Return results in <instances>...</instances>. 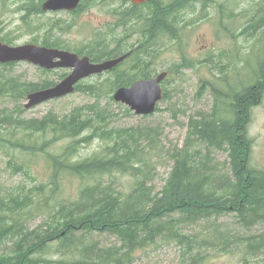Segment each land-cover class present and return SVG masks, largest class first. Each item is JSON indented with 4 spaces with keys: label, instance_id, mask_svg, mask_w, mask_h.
Listing matches in <instances>:
<instances>
[{
    "label": "trees",
    "instance_id": "1",
    "mask_svg": "<svg viewBox=\"0 0 264 264\" xmlns=\"http://www.w3.org/2000/svg\"><path fill=\"white\" fill-rule=\"evenodd\" d=\"M120 1L122 5L112 9L115 29L96 34L81 48L72 50L47 37L33 42L86 56L93 63L128 53L122 64L104 74L109 76L104 82L76 86L75 92L97 100L105 97L113 101L117 89L154 77L156 47L166 38L174 40L185 12H208L213 2L150 0L136 6ZM88 2L90 6L95 3L83 0L71 13L79 12ZM22 9L26 11L23 20L42 13L40 5ZM215 9L223 19L228 17L224 5ZM260 27H264L262 4L244 30ZM118 29L119 36L114 33ZM130 39H135L134 43L130 44ZM0 42L11 44L7 37ZM14 65H0V69L9 71ZM253 79L255 84L241 92L234 88L228 94L215 91L211 113L189 118L185 141L180 149L170 150L171 171L162 189L155 192L150 152L146 150L155 145L157 133L141 127L109 128L114 116L98 102L74 108L62 117L51 112L41 119L20 118L14 111L23 113L21 101L55 82H22L0 71V97L16 106L12 112L0 110V149L11 152L8 165L13 173L33 182L32 186L18 184L6 194L0 191V264H123L136 249L163 241L183 249L181 264H198L204 259L203 252L224 251L232 242L220 237L197 239L184 234L182 227L229 215L246 229L264 226V170L251 166L252 140L247 133L250 111L264 92V76ZM163 94L164 99V90ZM125 112L130 113L128 109ZM63 140L66 145L53 150ZM95 140L105 143L102 151L80 159L79 150ZM216 153L227 157L224 171ZM41 158L47 166L43 181L32 177L28 168L32 160ZM114 174L132 178L129 193L118 191L113 182L107 185L105 179ZM71 181L79 182L76 196L64 197V186ZM97 235L114 237L120 246L102 247L94 239ZM237 243L246 247V258L264 256V234L238 238Z\"/></svg>",
    "mask_w": 264,
    "mask_h": 264
},
{
    "label": "rangeland",
    "instance_id": "2",
    "mask_svg": "<svg viewBox=\"0 0 264 264\" xmlns=\"http://www.w3.org/2000/svg\"><path fill=\"white\" fill-rule=\"evenodd\" d=\"M44 1L0 0V38L7 37L11 41L9 46H21L35 45L33 42L39 43L47 37L60 41L63 46L72 50L78 49L87 45L96 34L104 35L109 32L108 29H115L113 25L116 19L113 17L112 9L122 5L120 0H93L94 5L90 6L88 2L77 13L42 12L23 20L26 16V11L22 9L24 6L39 7ZM220 4L225 6L224 14H228L225 19L222 13H218L215 9ZM261 4L264 7V0H213L208 12L200 14L199 11L185 12L183 17L185 23H178L179 33L174 40L169 38L162 40L154 52L155 76L161 72H167L168 76L162 83L166 95L158 105L157 111L151 116L138 117L124 105L116 104L105 97L97 100L96 96L80 92H74L67 97L43 103L29 110L24 109L26 103L24 99L20 103L21 109L24 110L21 115L14 111L16 106L10 100L0 97V110L14 111L16 116L30 120L41 119L51 112L62 117L74 108H85L98 102L100 107L106 108L114 116L109 128L117 130L141 127L157 133L155 145L146 152H150L148 158L151 160L153 174L151 186L155 192H159L171 171L169 152L174 148L182 147L187 136L189 118L198 113H211L216 103L213 96L215 91L226 94L234 88L235 91L241 92L243 88L255 84L254 76H264V27L255 31L244 30ZM114 33L119 36L121 31L118 29ZM130 40V44L135 41V39ZM218 53L224 54L227 59L218 63L216 59ZM0 71L22 82H40L48 79L55 84L70 73V70L62 69L45 74L42 69L28 63H16L9 68V71L2 69ZM108 77L107 74L92 76L81 84L99 85ZM126 109L130 113H126ZM247 133L252 140L251 166L264 170V92L258 104L250 111ZM66 143L64 140L58 142L53 150H61ZM145 145L147 146V143H143L144 147ZM104 147L103 141L95 140L83 146L79 150L78 157L85 159L94 153H100ZM10 157L11 152L7 148L0 149L2 194L10 192L21 183L33 185L30 180L24 181L20 174L13 173L8 165L11 162ZM226 158L224 153L215 154L221 171L225 169ZM46 167L45 161L41 158L38 161L32 160L28 168L32 177L43 181L46 178ZM105 182L115 183L116 189L124 194L131 191L133 184L131 177L120 174L107 177ZM78 185V181L66 182L64 197H75ZM35 224L36 221L33 225ZM181 229L184 234L195 236L197 239L210 241L220 237V240L224 238L232 242L224 251L217 248L203 252L204 259L198 264H264L263 255L248 256L247 259L246 247H243V243H237L238 238L245 239L264 234V226L260 224L246 229L237 223L234 216L229 215L215 220H204ZM94 239L102 247L120 246L114 237L107 235H97ZM182 254L183 249L180 246L163 241L136 249L131 254V258L123 264H181Z\"/></svg>",
    "mask_w": 264,
    "mask_h": 264
},
{
    "label": "water",
    "instance_id": "3",
    "mask_svg": "<svg viewBox=\"0 0 264 264\" xmlns=\"http://www.w3.org/2000/svg\"><path fill=\"white\" fill-rule=\"evenodd\" d=\"M83 0H45L41 4L44 13H71L77 10ZM133 5H142L150 0H124ZM129 54L102 61L91 62L88 57H79L69 51L46 48L34 44L9 46L0 42V65L28 63L45 71L70 70V73L52 87L28 94L24 109L67 97L75 92L76 86L87 78L111 72ZM167 72H161L150 79L137 80L129 87L117 89L112 99L115 103L126 106L138 117H148L156 112L157 106L163 100L162 83L167 78Z\"/></svg>",
    "mask_w": 264,
    "mask_h": 264
},
{
    "label": "flooded vegetation",
    "instance_id": "4",
    "mask_svg": "<svg viewBox=\"0 0 264 264\" xmlns=\"http://www.w3.org/2000/svg\"><path fill=\"white\" fill-rule=\"evenodd\" d=\"M243 32V31H242ZM242 32H240V34L242 33ZM220 51V50H219ZM216 59L218 60V62H224L225 61V59H227V58H225L224 57V54H219L218 53V56H216ZM230 59V58H229Z\"/></svg>",
    "mask_w": 264,
    "mask_h": 264
},
{
    "label": "bare ground",
    "instance_id": "5",
    "mask_svg": "<svg viewBox=\"0 0 264 264\" xmlns=\"http://www.w3.org/2000/svg\"><path fill=\"white\" fill-rule=\"evenodd\" d=\"M126 2V1H125ZM128 3V2H127ZM46 14V13H45ZM51 14V13H50ZM67 16V15H66ZM61 19V18H60ZM128 54V53H127ZM80 57V56H79ZM114 59V58H113ZM110 60V59H109ZM220 63V62H218ZM222 63V62H221ZM122 64V63H121ZM116 69V68H115ZM113 71V70H112ZM51 72V71H50ZM111 73V72H110ZM227 88V87H226ZM113 100V99H112ZM117 104V103H116ZM15 113V112H14ZM19 114V113H18ZM209 116V115H208ZM1 117V116H0ZM196 117V116H195ZM145 118V117H144ZM138 127V126H137ZM139 131V130H138ZM108 185V184H107ZM115 191V190H114ZM233 217V216H232ZM263 226V225H262ZM196 230V229H195ZM217 231V230H216ZM242 234V233H241ZM218 235V234H217ZM225 248V247H224ZM264 251V250H263Z\"/></svg>",
    "mask_w": 264,
    "mask_h": 264
}]
</instances>
